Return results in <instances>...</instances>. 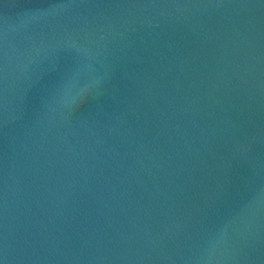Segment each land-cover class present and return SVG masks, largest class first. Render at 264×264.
<instances>
[{
	"label": "water",
	"instance_id": "water-1",
	"mask_svg": "<svg viewBox=\"0 0 264 264\" xmlns=\"http://www.w3.org/2000/svg\"><path fill=\"white\" fill-rule=\"evenodd\" d=\"M0 264H264V0H0Z\"/></svg>",
	"mask_w": 264,
	"mask_h": 264
}]
</instances>
